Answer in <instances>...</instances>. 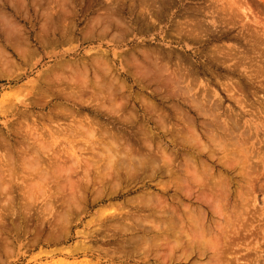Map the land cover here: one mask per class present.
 I'll return each mask as SVG.
<instances>
[{
    "label": "rangeland",
    "instance_id": "374dc122",
    "mask_svg": "<svg viewBox=\"0 0 264 264\" xmlns=\"http://www.w3.org/2000/svg\"><path fill=\"white\" fill-rule=\"evenodd\" d=\"M0 176V264H264V0H0Z\"/></svg>",
    "mask_w": 264,
    "mask_h": 264
},
{
    "label": "bare ground",
    "instance_id": "6f19581e",
    "mask_svg": "<svg viewBox=\"0 0 264 264\" xmlns=\"http://www.w3.org/2000/svg\"><path fill=\"white\" fill-rule=\"evenodd\" d=\"M115 5H116V4H115ZM110 9H111V8H110ZM113 9H114V8H113ZM112 11H113V10H112ZM142 66H143V65H142ZM141 69H143V68H141ZM153 72H154V71H153ZM87 82H88V81H87ZM77 84H78V83H77ZM101 86H102V85H101ZM101 86H100V87H101ZM102 91H103V90H102ZM97 92H98V90H97ZM103 92H104V91H103ZM102 94H104V93H102ZM108 94L111 95L110 93H108ZM98 96H99V95H98ZM96 97H97V96H96ZM102 97H103V96H102ZM106 97H107V96H106ZM187 136H188V135H187ZM198 141H200V140H198ZM104 145H105V144H104ZM230 145H231V144H230ZM105 146H106V145H105ZM216 146H217V145H216ZM105 148H106V147H105ZM117 148H118V147H117ZM106 149H108V147H107ZM110 150H111V149H110ZM117 150H118V149H117ZM130 150H131V149H130ZM130 150H129V151H130ZM112 151H113V149H112ZM121 151H122V150H121ZM133 151H134V150H133ZM138 151H139V150H138ZM131 152H132V151H131ZM131 152H130V153H131ZM126 153H128V152H126ZM131 154H132V153H131ZM112 155H113V154H112ZM126 155H127V154H126ZM135 155H136V154H135ZM119 156H120V155H119ZM144 156H145V155H144ZM124 157H125V156H124ZM135 157H136V156H135ZM149 157H150V156H149ZM131 158H132V157H131ZM144 158H145V157H144ZM11 159H12V158H11ZM139 159H140V157H139ZM142 159H143V158H142ZM108 160H112V161H113L114 159H108ZM115 160H116V159H115ZM117 160H118V159H117ZM123 160H125V159H123ZM130 160H131V159H130ZM165 160H166V159H165ZM112 161L109 162V163H112ZM116 162H117V161H116ZM119 162H120V160H119ZM119 162H118V163H119ZM121 162H122V163H121ZM121 162H120L121 165L124 164V161H121ZM129 162H130V163H129ZM133 162H134V161H133ZM135 162H136V161H135ZM135 162H134V165H135ZM144 162H146V161H144ZM144 162H143V163H144ZM151 162H152V161H151ZM127 163H128V165H129V164L132 165V164H131V161H128V162L126 161V164H127ZM141 163H142V162H141ZM143 163H142V164H143ZM107 164H108V163H107ZM136 164H138V163L136 162ZM150 164H151V163H150ZM134 165H132V166H134ZM140 165H141V164H140ZM192 165H193V164H192ZM110 166H111V165H110ZM122 166H123V165H122ZM124 166H126V165L124 164ZM135 166H136V165H135ZM152 166H153V165H152ZM138 167H139V166H138ZM138 167H137V168H138ZM144 167H145V166H144ZM188 168H189V167H188ZM8 169H9V168H8ZM126 169H127V168H126ZM129 169H130V168H129ZM190 169H191V168H190ZM170 170H171V169H170ZM203 170H204V169H203ZM9 171H10V170H9ZM135 171H136V170H135ZM136 172H137V171H136ZM138 172H139V171H138ZM7 173H9V172H7ZM194 173H195V172H194ZM189 174H190V173H189ZM43 175H44V174H43ZM104 175H105V174H104ZM12 176H13V175H12ZM105 176H106V175H105ZM197 176H198V175H196V178H197ZM0 177H1V176H0ZM1 178H2V177H1ZM198 178H200V177L198 176ZM201 178H202V177H201ZM9 180H10V179H9ZM3 181H4V180H3ZM5 181H7V180H5ZM195 181H196V179H195ZM200 181H201V180H200ZM0 182H2V181H0ZM9 182H10V181H9ZM2 186H3V185H2ZM6 186H7V184H6ZM188 187H189V186H188ZM188 187H187V188H188ZM1 188H2V187H1ZM3 188H4V187H3ZM185 188H186V187H185ZM7 189H8V188H7ZM189 189H190V188H189ZM0 190H2V189H0ZM3 190H4V189H3ZM6 191H7V190H6ZM5 194H6V193H5ZM141 203H142V202H141ZM214 203H215V202H214ZM3 204H4V203H3ZM7 204H8V203H7ZM142 204H143V203H142ZM216 204H217V203H216ZM4 205H5V204H4ZM6 206H7V205H6ZM9 206H10V205H9ZM7 207H8V206H7ZM7 209H8V208H7ZM153 209H154V208H153ZM9 210H10V209H9ZM155 213H156V212H155ZM158 213H159V212H158ZM202 214H203V213H202ZM203 215H204V214H203ZM178 217H179V216H178ZM182 218H183V217H182ZM140 219H141V218H140ZM169 219H170V218H169ZM171 219H172V218H171ZM135 221H137V220H135ZM180 221L182 222L181 219H180ZM162 222H164V220H162ZM169 222H170V221H169ZM188 222H189V221H188ZM179 223H180V222H179ZM200 223H202V222H200ZM200 223H199V224H200ZM139 224H140V223H139ZM163 224H164V223H163ZM165 224H166V222H165ZM199 224H198V225H199ZM167 225H168V224H167ZM139 226H140V225H139ZM153 226H154V225H153ZM140 227H141V226H140ZM157 227H158V226H157ZM161 227H163V226H161ZM161 227H160V228H161ZM171 227H172V226H171ZM160 228H158V230H159ZM197 228H198V227H197ZM169 229H170V228H169ZM194 229H196V228H194ZM166 230H167V229H166ZM174 231H175V230H174ZM195 231H196V230H195ZM176 232H177V231H176ZM187 232H188V231H187ZM187 232H186V233H187ZM200 232H201V231H200ZM202 232H203V231H202ZM186 233H185V234H186ZM195 233H196V232H195ZM196 235H198V234H196ZM184 236L186 237V235H184ZM192 236H193V235H192ZM199 236H200V234H199ZM197 237H198V236H197ZM200 237H202V234H201ZM205 237H206V238H210V237H207V236H205ZM135 238H136V237H135ZM179 238H180V237H179ZM190 238H191V236H190ZM177 239H178V238H177ZM177 239H176V240H177ZM180 239H181V238H180ZM180 239H178V240H180ZM176 240H175V241H176ZM190 240H191V239H190ZM196 240H197V238H196ZM205 240H206V239H205ZM210 240H211V239H210ZM168 241H169V240H168ZM202 241H204V240L202 239ZM202 241H201V242H202ZM173 242H174V241H173ZM144 243H145V242H144ZM175 243H176V242H175ZM179 243H180V242H179ZM210 243H211V242H210ZM147 244H148V243H147ZM168 244H169V243H168ZM200 244H201V243H200ZM202 244H204V243H202ZM207 244H208V243H207ZM211 244H212V243H211ZM132 245H133V243H132ZM181 245H182V244H181ZM191 245H192V242H191ZM148 246H149V245H148ZM202 246H203V245H202ZM204 246H205V245H204ZM149 247H150V246H149ZM183 248H184V247H183ZM193 248H194V247H193ZM196 248H197V247H196ZM181 249H182V248H181ZM198 249H199V248H198ZM200 249H202V248H200ZM202 251H203V250H202ZM204 251H205V250H204ZM205 253H206V252H205ZM201 254H203V253H201ZM199 255H200V254H199ZM210 255H211V254H210ZM208 262H209V261H208ZM206 264H207V263H206Z\"/></svg>",
    "mask_w": 264,
    "mask_h": 264
}]
</instances>
